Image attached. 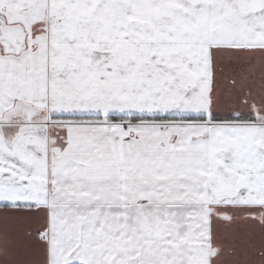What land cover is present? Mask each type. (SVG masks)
Listing matches in <instances>:
<instances>
[{
    "label": "snow or ice",
    "instance_id": "obj_1",
    "mask_svg": "<svg viewBox=\"0 0 264 264\" xmlns=\"http://www.w3.org/2000/svg\"><path fill=\"white\" fill-rule=\"evenodd\" d=\"M0 264H264V0H0Z\"/></svg>",
    "mask_w": 264,
    "mask_h": 264
},
{
    "label": "crops",
    "instance_id": "obj_2",
    "mask_svg": "<svg viewBox=\"0 0 264 264\" xmlns=\"http://www.w3.org/2000/svg\"><path fill=\"white\" fill-rule=\"evenodd\" d=\"M228 112H229V109L225 108L222 110L221 114L224 116H227Z\"/></svg>",
    "mask_w": 264,
    "mask_h": 264
}]
</instances>
